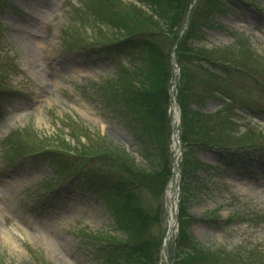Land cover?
Returning a JSON list of instances; mask_svg holds the SVG:
<instances>
[{
  "label": "rangeland",
  "instance_id": "1",
  "mask_svg": "<svg viewBox=\"0 0 264 264\" xmlns=\"http://www.w3.org/2000/svg\"><path fill=\"white\" fill-rule=\"evenodd\" d=\"M135 6L148 11L144 0H0V264H132L117 253L134 245L140 264L264 253V0H180L167 37ZM132 34L133 51L96 52ZM158 80L175 111L160 99L145 125L114 92L127 81L155 98ZM198 128L241 142L234 155L195 148L208 167L187 181L181 235L182 134L200 140Z\"/></svg>",
  "mask_w": 264,
  "mask_h": 264
},
{
  "label": "trees",
  "instance_id": "2",
  "mask_svg": "<svg viewBox=\"0 0 264 264\" xmlns=\"http://www.w3.org/2000/svg\"><path fill=\"white\" fill-rule=\"evenodd\" d=\"M144 1H145V6L148 7V11H146L144 8L135 6L134 7L135 15L139 17L140 19H142L149 26L153 27V29L156 30L157 35H159L160 37H167L168 32L171 31L170 29L171 28L173 29L172 26L174 25V21L176 18L175 15L177 13L180 0H166V1L165 0H161V1L144 0ZM136 36L137 34H134V35L132 34V35L126 36L124 39H118L116 41L111 40L112 42L110 43H101L99 45L101 47L98 46L99 48L96 50V52L98 54H105V55L118 54L117 51H120L121 47H124V50L128 49L127 52L133 51L132 47L136 45L135 44ZM148 46L151 47V44L149 43ZM149 47L147 50H150ZM197 51L198 52L197 53L195 52V53L199 56L198 58L200 61H204L205 59L207 60V58H205V56L201 54L203 51H200V49ZM153 68H154L153 65L152 66L149 65V68L143 73L146 79L149 77L148 81H150V84L151 83L153 84V71H154ZM120 86L122 87L116 89L114 94L116 95L118 99H120V102L122 103L124 107H128L130 109H132L135 106L142 107L143 115H141L140 118H142V123H145V125L150 124L149 121H146L148 120V116H147L148 113H149L148 115L150 116L156 115L157 117L160 118L162 112H161V102H159V100L161 99L163 102H166L167 104L169 99H171V96H169L167 91H165V86L163 85V83L161 82L159 83V80H158L157 88L154 87V89L159 94L160 92L162 93L160 94L161 96L155 93V98L152 96L151 97L149 96L151 93H148L149 90H146V87L144 89H137L133 87L132 85H130V83L127 81H122ZM150 86L152 87V85ZM159 86L161 88H159ZM139 90L145 93H142L139 96L136 93ZM181 93L184 94V91ZM180 104L183 107L182 120H183L184 125L187 126L188 124L187 121L189 118L185 112L187 108L186 107L187 104L185 100H182ZM163 114H166V111H164ZM167 126L170 131V134H172L171 125L169 121H167ZM187 131L188 129L184 131L182 134V143L184 147V153H183V159L180 163V171L182 174L181 176L182 179H181V202H180V210H179V217H180L179 218V233L181 235L184 234V231H185L184 230V226H185L184 220L185 221L187 220V218H184V213L186 212L184 203L188 196V191H189L188 187H190L188 186L189 184L187 181L191 178L192 174L193 175L196 174V172L199 169L208 167L207 165H202V163L194 159L193 152L195 151V148L200 146L201 144L202 147H205L204 149H206L207 147H212V150H217L223 156H226L227 151H232V150H233L232 155H234L237 152V150L234 149V148H237L236 144L239 145V143L241 142V138L235 137L234 139L232 138V140H229L233 144V147L223 146V144H221L222 139L220 137L217 138L212 132L206 129L202 130V128L201 129L198 128V130H196L198 133L197 136L200 135V140L197 139V141H193L192 138L189 139L188 135H186ZM73 135L77 137L78 132L73 133ZM243 139L248 140L249 137L244 136ZM238 148H241V147H238ZM82 154L83 156L88 157L90 155L97 156L100 153L94 152V153H91L90 155H87L85 153H82ZM232 155L227 154V157H232ZM118 158H116V160H118L117 162L121 161L124 167L128 168L130 166L132 167L135 165L132 159L130 162L132 164L129 163L128 160L130 156L125 152H123L122 155H118ZM126 158H128V160ZM127 170L128 172H130V168H128ZM150 176L154 180L155 176L157 175H155V173H151ZM166 183H167V179L162 180V186L166 185ZM120 206L122 207L121 204ZM123 208H125V206ZM125 210L128 212L126 208ZM138 253H141L140 248L135 247L134 245L133 248H130V249L126 247L121 248L117 253V257L124 256L126 261H128L129 263L140 264L141 257L138 258L137 256ZM248 254H251V253L247 251H245V253H242V251L229 252L227 250H214V251L213 250H208V251L203 250L201 253L193 254V256L188 255V257L184 259V261L187 264H264V253L259 254L260 256L257 257L259 259V262L254 261V258H253L254 256H247ZM114 256L115 255L111 254L110 259L113 260ZM114 260L116 259L114 258Z\"/></svg>",
  "mask_w": 264,
  "mask_h": 264
},
{
  "label": "water",
  "instance_id": "3",
  "mask_svg": "<svg viewBox=\"0 0 264 264\" xmlns=\"http://www.w3.org/2000/svg\"><path fill=\"white\" fill-rule=\"evenodd\" d=\"M177 44H178V43H176V47H175V49H174V53H173V55H172L173 66H174L175 69H176V72H175V78H174V81H173V86L176 85V81H177V73H178V70H179V67H178V65H177V63H176V60H175V51H176V48H177ZM174 103H175V95L172 94V107H171V110H172V111H175ZM180 147H181V146H180V141H179V138H177V149H178V150H181ZM178 191H179V183H176V192H177V195H178ZM177 203H178V198H177V196H176V204H174V206H173V209H174V216H175V220H176L175 223L178 221V205H177Z\"/></svg>",
  "mask_w": 264,
  "mask_h": 264
},
{
  "label": "bare ground",
  "instance_id": "4",
  "mask_svg": "<svg viewBox=\"0 0 264 264\" xmlns=\"http://www.w3.org/2000/svg\"><path fill=\"white\" fill-rule=\"evenodd\" d=\"M174 224H175V223L173 222V225H172V227H174ZM171 232H172V230H171Z\"/></svg>",
  "mask_w": 264,
  "mask_h": 264
}]
</instances>
